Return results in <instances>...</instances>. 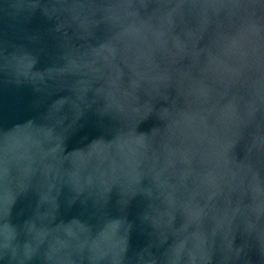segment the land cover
Instances as JSON below:
<instances>
[{
  "label": "water",
  "instance_id": "water-1",
  "mask_svg": "<svg viewBox=\"0 0 264 264\" xmlns=\"http://www.w3.org/2000/svg\"><path fill=\"white\" fill-rule=\"evenodd\" d=\"M116 2L65 0L61 8L59 0H0V146L13 134L33 131L40 133L37 151L48 153L43 163L32 164L26 176L21 166L12 164L0 180V233L7 229L12 234L7 247L0 235V264H57L62 253H53L52 248L57 238H65L66 228L81 225L86 230L82 237L91 240L114 221L120 225L117 238L123 241L118 264H173V248L186 237V248H192V234L198 231L208 248L204 264H264V237L250 231L240 215L217 228L212 212L193 220L183 209L168 208L155 191L149 195L144 190L151 186L148 177L132 190L119 183L106 190L96 184L78 190L70 178L76 163L89 152H102L123 126L120 115L104 110V99L95 92L100 82L67 71L69 52L107 54L115 29L105 9ZM211 2L146 0L141 6L133 0V6L141 19L151 17L166 30L165 50L157 52L155 62L172 72L173 80L164 89L169 100L184 107V93L198 85L211 89L219 106L230 109L235 104L240 114L252 112L221 135L228 136L224 152L232 166L244 169L248 180L254 173L264 186V150L254 145L264 132V104L255 105L253 111L247 74L229 73L235 66L232 47L239 21L230 19L227 9L208 7ZM255 12V19L264 24V6L257 4ZM21 56L31 61L27 75L16 71ZM117 63L127 86L135 54L125 53ZM140 96L143 102L146 97ZM161 106L168 102L159 99L154 110L137 117L138 133L163 126ZM49 128L59 137L55 154L50 152L55 141L44 136ZM211 203L244 207L251 197L239 189L225 190ZM88 257L87 247L71 253L73 264H91ZM96 264L113 262L108 256ZM175 264H190L187 251Z\"/></svg>",
  "mask_w": 264,
  "mask_h": 264
},
{
  "label": "clouds",
  "instance_id": "clouds-1",
  "mask_svg": "<svg viewBox=\"0 0 264 264\" xmlns=\"http://www.w3.org/2000/svg\"><path fill=\"white\" fill-rule=\"evenodd\" d=\"M139 3L144 6L146 0H139ZM64 4L65 0H59L61 8ZM257 4L264 6V0H212L207 5L216 11L227 9L229 18L236 17L239 21L232 47L235 66L228 71L234 75L247 74L253 111L255 105L264 104V24L255 19ZM105 12L115 29L107 54L95 50L69 52L71 67L67 71L86 76L90 82H100L95 92L102 95L104 110L120 115L123 126L105 143L102 152H89L74 165L70 172L73 183L78 190L93 184L106 190L113 183L132 190L148 177L151 186L144 190L149 195L155 191L168 208L183 209L193 220L212 212L217 228L230 225L232 219L240 215L250 231L264 237V186L254 173L248 180L244 169L232 166L224 152L228 136L221 135L223 130L230 131L240 120L251 117L252 112L246 110L240 114L235 104L230 109L219 106L212 90L198 85L184 93L185 106L178 107L174 99L169 100L164 95L165 87L173 80L172 72L155 62L157 52L164 51L167 43L163 25L153 23L151 17L141 19L133 0H117ZM128 52L135 54V67L125 86L117 61ZM15 67L18 73L27 75L31 61L21 56ZM140 93L146 97L143 102ZM159 99L168 102V106L158 109L163 126L153 128L150 133H138L137 117L154 110ZM39 135L27 131L5 138L0 146V180L7 177L12 164L21 166V173L26 176L34 162L43 163L48 153L37 151L41 144ZM44 136L51 143L55 141V147L50 149L55 154L59 137L53 135L51 128ZM254 145L264 150V132L255 138ZM45 167L51 169L53 166L45 164ZM237 189L250 194V204L244 207L238 204L234 208L226 204L220 208L211 203L217 194ZM119 227V222L114 221L91 240L86 235L82 237L86 230L81 225L66 228L65 238H57L52 248L53 253H62L56 257L57 264H73L71 253L83 251L85 247L91 264L108 256L113 264H118L123 251V241L117 238ZM0 235L7 247L12 234L4 229ZM192 235L195 237L192 248H186L187 237L173 248V264L184 251H187L190 264H204L209 259L203 233L198 231Z\"/></svg>",
  "mask_w": 264,
  "mask_h": 264
}]
</instances>
